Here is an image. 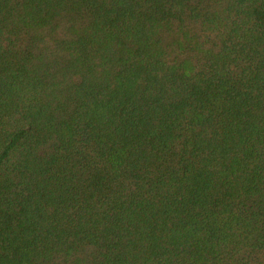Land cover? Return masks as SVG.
Returning a JSON list of instances; mask_svg holds the SVG:
<instances>
[{
  "label": "trees",
  "instance_id": "16d2710c",
  "mask_svg": "<svg viewBox=\"0 0 264 264\" xmlns=\"http://www.w3.org/2000/svg\"><path fill=\"white\" fill-rule=\"evenodd\" d=\"M0 264H264V0H0Z\"/></svg>",
  "mask_w": 264,
  "mask_h": 264
}]
</instances>
